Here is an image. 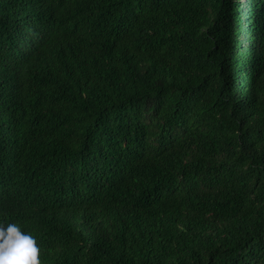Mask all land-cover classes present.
Returning a JSON list of instances; mask_svg holds the SVG:
<instances>
[{
  "label": "trees",
  "instance_id": "16d2710c",
  "mask_svg": "<svg viewBox=\"0 0 264 264\" xmlns=\"http://www.w3.org/2000/svg\"><path fill=\"white\" fill-rule=\"evenodd\" d=\"M0 222L41 264H264V0H0Z\"/></svg>",
  "mask_w": 264,
  "mask_h": 264
},
{
  "label": "clouds",
  "instance_id": "9594fccd",
  "mask_svg": "<svg viewBox=\"0 0 264 264\" xmlns=\"http://www.w3.org/2000/svg\"><path fill=\"white\" fill-rule=\"evenodd\" d=\"M0 264H41L37 238L18 222H0Z\"/></svg>",
  "mask_w": 264,
  "mask_h": 264
}]
</instances>
